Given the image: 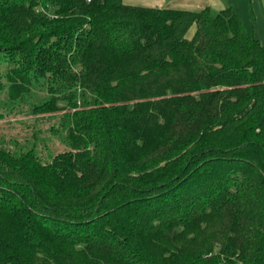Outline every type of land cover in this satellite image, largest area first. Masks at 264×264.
<instances>
[{"label": "trees", "instance_id": "16d2710c", "mask_svg": "<svg viewBox=\"0 0 264 264\" xmlns=\"http://www.w3.org/2000/svg\"><path fill=\"white\" fill-rule=\"evenodd\" d=\"M9 117L49 128L0 134V264H264V44L232 9L0 0Z\"/></svg>", "mask_w": 264, "mask_h": 264}, {"label": "rangeland", "instance_id": "374dc122", "mask_svg": "<svg viewBox=\"0 0 264 264\" xmlns=\"http://www.w3.org/2000/svg\"><path fill=\"white\" fill-rule=\"evenodd\" d=\"M243 13L239 16L247 31L253 35L261 44H264V7L256 6L255 1L243 0ZM253 2V3H252ZM35 117H9L0 122V134L4 135L8 140L14 139L23 141L31 137L32 132L40 129L49 128V124L35 123ZM52 146L58 152L65 150L64 146L58 139L52 140Z\"/></svg>", "mask_w": 264, "mask_h": 264}, {"label": "crops", "instance_id": "0c3cea01", "mask_svg": "<svg viewBox=\"0 0 264 264\" xmlns=\"http://www.w3.org/2000/svg\"><path fill=\"white\" fill-rule=\"evenodd\" d=\"M128 6L152 8V9H169L178 11H187L199 13L206 8L218 12L225 9H232L240 18V12L243 13V0H123ZM255 1L256 6L264 7V0ZM252 2V3H253ZM242 21V20H241ZM246 28V27H245ZM195 33V27L191 28L188 37L192 38Z\"/></svg>", "mask_w": 264, "mask_h": 264}, {"label": "built area", "instance_id": "2783aa9c", "mask_svg": "<svg viewBox=\"0 0 264 264\" xmlns=\"http://www.w3.org/2000/svg\"><path fill=\"white\" fill-rule=\"evenodd\" d=\"M90 1V0H89Z\"/></svg>", "mask_w": 264, "mask_h": 264}]
</instances>
